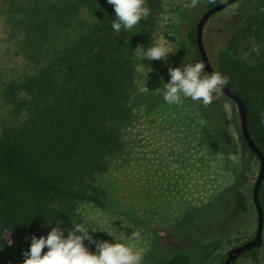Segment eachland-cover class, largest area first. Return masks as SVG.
I'll list each match as a JSON object with an SVG mask.
<instances>
[{"label":"trees","instance_id":"trees-1","mask_svg":"<svg viewBox=\"0 0 264 264\" xmlns=\"http://www.w3.org/2000/svg\"><path fill=\"white\" fill-rule=\"evenodd\" d=\"M4 1L10 14L19 12L23 52L34 65L32 73L6 83L9 108L0 121V264H23L7 252L6 236L25 252L33 235L46 237L52 227L67 230L80 224L79 203L104 206L95 178L121 149L134 99L141 97L136 91V63L152 64L139 58L135 49L139 45L146 51L155 45L158 22L172 0H146L150 15L131 32L120 33L111 27L115 12L107 0ZM215 3L206 0L199 12ZM226 8L210 16L218 21L223 41L214 59L208 58L215 71L230 78L227 86L245 103L248 132L264 155V7L254 3L247 13L238 3L232 10ZM82 10L90 17L87 26L74 39L60 43L62 29ZM195 23H185L178 45L180 53L200 61ZM211 137L210 144H215L218 137ZM240 150L258 163L241 134ZM251 188L247 195L253 204ZM241 191L240 185L230 184L191 211L199 213L212 204L229 219ZM258 199L264 219V180ZM241 256L252 264L262 261L259 247ZM162 264H192V255L176 251Z\"/></svg>","mask_w":264,"mask_h":264},{"label":"rangeland","instance_id":"rangeland-1","mask_svg":"<svg viewBox=\"0 0 264 264\" xmlns=\"http://www.w3.org/2000/svg\"><path fill=\"white\" fill-rule=\"evenodd\" d=\"M205 2L199 0L192 8L185 7L187 0H172L165 7L155 45L164 44L173 53L166 61L136 63V91L141 97L134 99L132 117L122 133L121 149L95 178L103 192L104 206L89 202L77 205L80 224L94 239L134 246L143 254L142 264H162L176 251L190 253L192 264H219L221 255L252 237L256 228V213L247 192L258 163L240 150L235 104L221 94L208 107L190 98L184 99L182 105H169L158 99L155 92L170 80L169 66L198 62L189 53H180L178 42L185 23L196 21ZM237 3L246 13L254 3L264 7V0H237L226 10L234 9ZM12 13L8 12V4L0 0V121L9 108L4 93L6 83L34 70L23 52L24 33L17 23L19 12ZM75 17L70 26L62 29L60 43L74 39L90 21L84 10ZM164 33L174 39H168ZM202 40L213 60L217 44L223 41L216 18L206 22ZM251 48L257 50L254 43ZM214 134L218 141L210 144ZM229 153L237 155L238 164L227 160ZM234 183L241 186L243 193L238 195L231 218H224L212 204L204 205L199 213L191 211ZM133 232L140 233L139 242L129 239ZM6 241L7 252L23 261V248L11 236H6ZM84 243L90 252L96 251L94 244L87 240ZM259 248L264 264V224ZM234 264L252 263L248 257L240 256Z\"/></svg>","mask_w":264,"mask_h":264},{"label":"clouds","instance_id":"clouds-1","mask_svg":"<svg viewBox=\"0 0 264 264\" xmlns=\"http://www.w3.org/2000/svg\"><path fill=\"white\" fill-rule=\"evenodd\" d=\"M209 2L215 3V0ZM107 3L114 8L115 19L111 27L116 33L122 30L131 32L142 19L150 15L146 0H107ZM198 3L199 0H190V4H186L185 7L195 8ZM135 52L139 58L146 57L150 61H166L169 53H173L164 44H157L146 51L138 45ZM205 66L204 61L186 63L175 68L169 66L170 80L155 92L162 95L169 105H182L184 99L190 98L208 107L223 93L230 78L218 71L209 74L205 71ZM145 89L148 90L146 87ZM220 158L225 157L221 154ZM227 160L233 164L239 163L237 155L232 153L227 155ZM60 223L57 221V224ZM129 239L139 242L140 233L133 232ZM86 240L89 244L95 245V252H90L85 246ZM45 248L47 251H44ZM22 255L23 264H142L143 261L142 252L134 246L96 240L83 224L78 223L72 224V228L67 230L52 227L46 237L37 238L33 235L29 249Z\"/></svg>","mask_w":264,"mask_h":264},{"label":"water","instance_id":"water-1","mask_svg":"<svg viewBox=\"0 0 264 264\" xmlns=\"http://www.w3.org/2000/svg\"><path fill=\"white\" fill-rule=\"evenodd\" d=\"M237 0H220L217 3L207 7L198 17L195 23V41H196V47L199 53L200 61L205 62V71L209 74L211 72H215L213 69L210 60L208 58V55L206 53V50L204 48L202 35H203V28L210 16L218 11H221L222 9L232 5ZM227 98L231 99L233 103L235 104L238 112L239 117V126H240V133L245 140L248 148L250 151L257 157L258 159V168L255 175V178L252 183L251 188V199L253 202V206L256 213V228L254 235L250 238L245 239L244 241L230 247L225 252V257L221 261L220 264H234L235 260L242 255L243 252L255 248L260 247L262 243V229H263V212L262 208L258 199V190L261 185V183L264 180V155L260 148L254 143L252 140L248 129H247V122H246V113L247 108L243 100L236 95L228 86H226L222 93Z\"/></svg>","mask_w":264,"mask_h":264},{"label":"flooded vegetation","instance_id":"flooded-vegetation-1","mask_svg":"<svg viewBox=\"0 0 264 264\" xmlns=\"http://www.w3.org/2000/svg\"><path fill=\"white\" fill-rule=\"evenodd\" d=\"M224 257H225V256H224ZM224 257H223V259H224ZM223 259H222V260H223ZM222 260H221V261H222ZM221 261H220V263H221ZM220 263H219V264H220Z\"/></svg>","mask_w":264,"mask_h":264}]
</instances>
